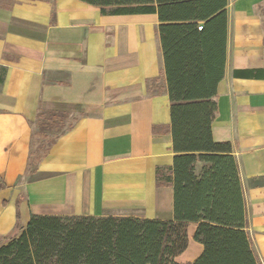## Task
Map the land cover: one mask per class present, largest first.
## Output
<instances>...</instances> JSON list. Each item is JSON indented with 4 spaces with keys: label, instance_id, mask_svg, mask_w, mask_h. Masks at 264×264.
Here are the masks:
<instances>
[{
    "label": "crops",
    "instance_id": "0c3cea01",
    "mask_svg": "<svg viewBox=\"0 0 264 264\" xmlns=\"http://www.w3.org/2000/svg\"><path fill=\"white\" fill-rule=\"evenodd\" d=\"M225 10L212 137L231 145L245 229L264 264V79L234 75L264 70V0H226ZM157 14L0 0V237L31 215L173 218L172 185L158 179L170 174L174 151ZM43 111L79 116L32 165L38 176L25 179ZM195 227L187 225L178 263L202 251Z\"/></svg>",
    "mask_w": 264,
    "mask_h": 264
},
{
    "label": "trees",
    "instance_id": "16d2710c",
    "mask_svg": "<svg viewBox=\"0 0 264 264\" xmlns=\"http://www.w3.org/2000/svg\"><path fill=\"white\" fill-rule=\"evenodd\" d=\"M80 1L102 14L158 13L174 151L170 174L158 179L172 185L173 218L31 215L25 226L16 221L0 237V264H260L245 229L231 145L212 137L217 85L224 76L226 0ZM177 11L187 14H169ZM234 75L264 79V70ZM191 222L192 239L202 251L193 261L178 263Z\"/></svg>",
    "mask_w": 264,
    "mask_h": 264
},
{
    "label": "rangeland",
    "instance_id": "374dc122",
    "mask_svg": "<svg viewBox=\"0 0 264 264\" xmlns=\"http://www.w3.org/2000/svg\"><path fill=\"white\" fill-rule=\"evenodd\" d=\"M262 16L264 22V14H262ZM78 116L79 114H70L60 111H43L38 114L32 141V154L28 163V170L26 173L27 176L25 179L38 176V174H34V171H31L32 165L40 156L44 154L45 150L55 140V138L74 123Z\"/></svg>",
    "mask_w": 264,
    "mask_h": 264
},
{
    "label": "built area",
    "instance_id": "2783aa9c",
    "mask_svg": "<svg viewBox=\"0 0 264 264\" xmlns=\"http://www.w3.org/2000/svg\"><path fill=\"white\" fill-rule=\"evenodd\" d=\"M201 28H202V26H201V24H199L198 29H201Z\"/></svg>",
    "mask_w": 264,
    "mask_h": 264
}]
</instances>
